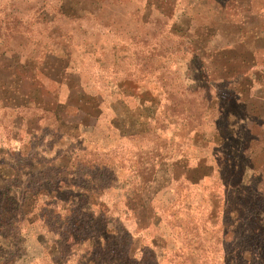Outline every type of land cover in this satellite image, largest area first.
Here are the masks:
<instances>
[{"label": "rangeland", "instance_id": "1", "mask_svg": "<svg viewBox=\"0 0 264 264\" xmlns=\"http://www.w3.org/2000/svg\"><path fill=\"white\" fill-rule=\"evenodd\" d=\"M46 1L48 5L39 9L44 0H0V168L19 171L32 158L34 143L42 139L48 143L42 160H51L53 166L57 165L71 143V140L66 142L61 133L70 131L78 136L79 131L71 126L82 119L74 109L63 108L62 103L80 106L82 111L88 112L92 102L86 93L92 97L99 95L110 107L111 113L106 111L105 120L116 112L123 117L122 121L131 124L130 129L142 133L143 140H124L118 147L108 126L103 120L98 121L96 136L106 146L112 142L109 146L117 154L109 153L114 163H121L115 169L116 179L111 180V175L107 177L109 186L90 201L91 206L77 201L83 211L87 210L85 217L80 213L82 220L98 216L113 236L112 242L118 246L126 244L131 264H154V259L158 264H264V250L256 251L254 247L264 246V227L258 223L264 213V196L252 193L255 182L253 178L248 181V170L243 168L248 163L244 157L250 155L254 157L255 168L264 165V144L260 142L264 140V130L242 117L233 116L232 110L220 112L228 88L236 83V72L241 67L221 58L211 61L208 53L203 52V42L206 36H211L207 29L210 27L213 38L209 37L208 42L215 50L242 42L240 50L238 48L233 55L239 56L245 48L251 51L253 67L264 70V0H236L240 4H234L235 8L234 0ZM61 13L66 19L60 18ZM161 14L167 18L171 30L186 35L189 43L186 52L177 56L178 64L176 58L169 59V63L165 58L172 76L165 74L163 80L159 71L145 70L154 57L149 50L140 48L138 45L142 43L137 41L138 36L147 32L151 18ZM243 16L246 24L236 25ZM166 43L171 47L163 40L162 44ZM155 45L153 43L151 48ZM194 55L204 60L208 71L216 73L212 82L221 93L214 97L207 112L199 95L180 99L170 85L175 82L203 88L199 62L196 60L190 67L186 64ZM12 58L25 64L23 70L17 68L12 72L14 69L9 66ZM42 63L45 64L39 71L37 68ZM64 65L67 77L61 79ZM176 68L179 73H174ZM187 71L188 77L182 80L179 75L186 76ZM258 76L251 94L261 87ZM82 85H86V92ZM262 90L264 94V88ZM29 98L33 102H29ZM25 103L55 112L71 125L60 129H34L28 119L32 120L40 111L30 109L19 113L8 108ZM151 114L155 115L152 124L147 119ZM248 120L254 121L251 117ZM29 126L27 135L25 127ZM254 135L262 139L255 141ZM86 143L85 137L79 141L82 146ZM20 151L24 159L16 155ZM6 153H12L7 163ZM221 155L224 159L219 161ZM152 175L155 181L150 185L147 181ZM3 177L0 175V188L7 189L9 185ZM170 177L180 180L187 177L191 181V185L185 182L175 188L180 198L174 203L175 193L165 187ZM67 178L74 180L71 174ZM144 183L155 192L144 189ZM24 188L22 184L20 190ZM185 206L189 207V212L184 210ZM159 207L168 208L157 216L153 211ZM175 210L173 217L167 215ZM42 219L45 225L57 229L56 235L65 237L50 217L45 215ZM40 225L37 220L31 225L23 224V232L29 230L26 238L33 245L34 253L28 259L23 254L26 251L23 246L9 249L6 253L9 263L53 264L44 253L58 236L45 234L43 228L38 234ZM255 228L261 231L258 240L249 234ZM3 236L0 235V239ZM89 237L88 241H82L78 236L79 246L67 252L64 264H77L80 256V264L100 262L94 256H86L84 251L89 246L100 252L104 238L93 234ZM7 239L15 244L13 234H8ZM6 251L1 247L0 257ZM24 256L27 259H23Z\"/></svg>", "mask_w": 264, "mask_h": 264}, {"label": "trees", "instance_id": "2", "mask_svg": "<svg viewBox=\"0 0 264 264\" xmlns=\"http://www.w3.org/2000/svg\"><path fill=\"white\" fill-rule=\"evenodd\" d=\"M44 1L45 2L39 7V9L45 8L46 5H48L47 1ZM236 3L240 4L236 0H234L233 8H235L234 4ZM226 4V2L223 3V5L227 6ZM238 8L242 10L241 6H238ZM155 11H158L156 7ZM245 11H247V9ZM61 16L62 17L60 18L66 19V16H64V14L61 13ZM244 18L246 19V17L244 16L241 17L236 25L242 26L246 24ZM68 20L73 21L71 19ZM98 25L101 26V24ZM149 25L150 26L148 27L147 32L143 36L137 37V41L142 43L138 46L140 48L142 47L147 49V51L149 50L151 57H154V60L148 63L145 70H147L148 72L159 71L160 79L164 78L165 74H167L168 76H172L170 74V71L167 69V66L165 65L166 63H164V60L165 58H168L167 63H169V59L176 58V64L180 62L177 61V56H179L180 53L184 54V52H186L187 48L189 47V43L186 41V35H181L180 32L171 30L167 22V18L164 16V14L159 15V17H152ZM207 29L213 32L210 27H208ZM211 32V36L206 37L213 38ZM27 35V38L29 39V37L31 36L30 34ZM208 38H205V41L203 42V52L208 53L207 58H209L211 61L216 58L229 60L231 62H234L235 64L237 63L241 67L240 71L236 72V74L238 73L236 77V83L233 84V87L228 88V96L226 97V100H224L225 102L222 104V106H220V112L223 114V112H225L226 110H232L233 116H239L240 118L242 117L246 122H251L252 124H254V127H262L261 129L263 131L264 94L262 92V88H264V70L256 69L255 67H253L254 61L252 59L253 56L251 54V51L246 50L245 48H243L244 52L239 56L233 55L234 53H236L234 51H236L240 47L239 45H241L242 42H235L233 45L226 44L221 49L215 50L212 46L209 45L210 42L208 41L210 39ZM163 40L167 41L171 45V47L166 46L167 43L162 44ZM153 43H156V45L151 48V45ZM136 54L137 53H134V55ZM154 54L155 56H152ZM196 60L199 62V69L203 75V88H191L190 85L179 84L175 82L170 83V85H172V90L180 96V99H184L186 95H199L207 112L211 109L210 104L212 103V101H214V97L218 96L221 93L220 90L217 89L216 83L212 82V78L216 76V73L208 71L205 66L204 60L202 61L198 55H194L193 59L187 61L186 64L188 65V67H190L191 63L195 62ZM44 64L45 63H42L37 69L39 71L42 70ZM9 66L14 69L12 71L14 72L17 68L23 70V66H25V64H21L17 61V59L12 58L9 62ZM10 67L8 68L10 69ZM66 70L67 67L65 65L62 66L60 72L61 79L67 77ZM174 73H179L178 68L175 69ZM185 74L186 76H183L181 74L179 75L181 76L182 80L188 77L189 71H187V73ZM217 74L219 75V72ZM256 75H259L258 80L261 81V87L253 94H251ZM223 76H226V74ZM82 89L86 92V85H82ZM86 94L88 95L87 98L89 97V102H92L91 111L84 112L82 111L80 106L74 107L70 106L68 103H62L63 108L71 110L74 109V112L76 111L77 113L76 115L81 117L82 119L79 122L74 121V124L72 123L71 126L73 127V129L79 131L78 136L70 134V131L61 133V135L64 136L63 138L66 140V142L67 140H71V143H68V150L59 157L57 165L53 166V161L51 160H45L46 162L42 160L41 157L43 152L48 149V143L44 142V140L42 139L34 143V154L32 158L25 165H22L19 171L4 169L6 167L0 168V175L4 176L3 180L6 181L7 185H9V188L7 189L0 188V235H4L3 238L0 239V248L3 247L7 250L4 255H1L0 264H11L9 263L11 262L9 260V257H6V253L9 252V249L15 247L19 249L20 246H23L24 249H26L25 253L23 254L27 255L28 259L33 255V245H31V243H28V239L26 238L29 230L24 233L22 230L23 224L31 225L37 220L38 222H41V225L37 227L38 234L42 233L43 228L45 234L49 236L56 235L58 231L55 227L45 225V221L44 219H42L45 215L46 218L47 216L50 217L55 222L56 226H59L58 228H61L65 234L64 238L60 237V235H56L58 236L57 240L53 241L49 247V251H46L44 253L53 264H64V262H66L65 260L67 252H70L72 248L79 246L77 244V238L79 235L82 241H88L90 239L89 236L92 234L95 236H99L98 238H104V242L103 244L101 243L102 249L100 250V252L99 250H96V248H90L89 246H87L84 251L86 256H94L96 260L98 259L100 261L98 264L133 263L129 256V251L128 249H126V244L124 246H118L114 244V242H112L114 239L113 236L108 233V231L106 230V224H103L101 220H99L98 216L97 218H93L95 220H93L92 218L89 221L82 220L83 218L81 217V215L85 217L84 215H86L87 210L83 211L81 204H78L77 201H83L89 206L91 204L90 201L93 200V198H95L97 194H101L104 187L109 186L107 177L111 175V180L116 179L115 169L118 168L119 164L121 163H114L113 157L109 153L110 151L117 154L115 152V149H113L112 151L111 145L109 146V144H111L112 142H110L106 146L101 143V140L96 136V133H98L96 132L98 121L103 120L105 125L108 126V130L112 132V135L114 137L113 142L117 143V146L124 140L131 141L137 139L142 141L143 135L141 132L133 131L132 129H130L131 124H128V122H125V120L122 121L123 117L119 114H116V112L114 114L112 113L113 115L105 120L106 111H109V113H111L110 107L105 102V99L100 98L99 95H95L92 97V95H90L89 93ZM29 100H31L29 102H33L32 98H29ZM8 101L9 98L7 99V103ZM4 106H2V108H4ZM8 108L18 111L19 113L29 111L30 109L40 111L41 113L34 116L32 120L28 119L29 125L37 130H48L50 128L60 129L61 127L69 124L68 120L60 119V117L55 112L51 113L49 112V110L40 108L36 105L32 106V104L30 105L25 103L23 105H14ZM49 114L51 115V117H49L50 119L48 118ZM249 117H251L254 121L248 120ZM83 118L85 120H83ZM144 118H146L145 115L142 116L143 120H145ZM147 119L148 122L152 124L155 120V115H148ZM49 120H51V123L48 124ZM30 126L29 128L25 127V133L27 135L28 132H30ZM32 132H34V130ZM8 133L9 138H11V131H8ZM83 137L87 139V143L82 146L79 145V141ZM15 138L18 139L17 137ZM254 138L253 140L255 141L258 138L262 139L261 136L256 137L255 135ZM253 140L251 139V141ZM260 142H263L264 144V140H261ZM26 145L28 146V144ZM94 145L95 147H97L94 149H89L90 146ZM250 154H253L254 156V153ZM16 155L20 156L21 159H24L25 157L21 151ZM262 155L264 157V149H262ZM6 156V163L10 162L12 153H6ZM53 158L55 159L56 156L52 157V159ZM222 159H224V156L221 155L218 157L219 161ZM244 160L248 162L246 167H243L246 172L248 170V181L249 179L253 178V181L255 182L254 186H252L251 188L252 193L256 196H264V176H262L264 173V165L260 166L259 169L255 168L253 166L255 161L252 155H250L249 158L244 157ZM70 174L73 175L74 180L67 178V175ZM96 180H98L97 182L99 183H97ZM152 181H155L154 175H152L151 180L147 182H150L151 185L153 183ZM100 182H104V184ZM185 182L191 185V181L187 177H184V179L182 180L176 177H170L165 187H169L170 190L175 193V199L173 200V203L180 198V194L179 192H176L177 189L175 188L177 186H182V184L185 185ZM15 183H21L20 186L22 184H25V188L23 189V191L20 190V186L13 185ZM12 186H15L16 189H13ZM145 188L147 191H149L150 189V193L155 192V189H153L151 186L149 187L147 183H144V189ZM160 189L161 188H158V190ZM151 202L152 198L150 200L148 199V204H151ZM167 208L168 207H159L156 209L157 212L154 210L153 213H155L157 216L162 215L163 213H165V210H167ZM184 210H187L188 212L190 211L189 207L186 206ZM175 212H177V210L167 212V215L169 217H173L175 215ZM258 223L259 226H261L262 228L264 227V213L261 214ZM69 232H73V234H70ZM260 232L261 231L255 228L249 234L254 240H258V238L261 237ZM8 234H13V236H15V244H13L14 241L9 242V240L7 239ZM261 246L262 245H254L256 251L264 250V246ZM99 256H101V258H99ZM27 258L25 257L23 259ZM81 258V256L78 257L77 264H80L79 261H81ZM153 261L154 264H158V262H156L157 259H154ZM242 261L245 260L242 259ZM135 264L140 263L135 262Z\"/></svg>", "mask_w": 264, "mask_h": 264}]
</instances>
